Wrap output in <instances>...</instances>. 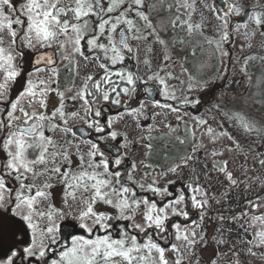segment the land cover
Instances as JSON below:
<instances>
[{"label": "snow or ice", "instance_id": "obj_1", "mask_svg": "<svg viewBox=\"0 0 264 264\" xmlns=\"http://www.w3.org/2000/svg\"><path fill=\"white\" fill-rule=\"evenodd\" d=\"M262 7L259 0L251 7L245 0H0V264H185L186 256L193 264L197 245L206 249L212 242L217 247L209 264H220L222 256L229 257L226 264H251L252 258L264 262V213L255 214L264 198L247 200L243 211L229 217L243 222L236 238L226 240L216 235L225 217H213L209 209L228 192L218 198L196 173L204 147L196 132L203 128L201 135L210 143L227 141L222 150L212 149V157H243L240 176L234 177L225 159L214 161L211 169L204 166L205 180L217 172L227 188L244 184L247 190L250 181L264 187V176L249 175L250 163L253 173L264 169V151L258 150L264 148V91L260 99L256 93L249 99V67L264 65V55L243 57L244 93L222 92L207 109L213 121L223 117L228 127L217 121L213 128L203 113L187 111L201 104L190 94L204 90L208 80L189 73L187 87L178 89L171 81L185 82L169 70L179 66L181 75L188 73L189 57H197L205 45L222 64L228 57L230 66L225 45L236 33L249 41V49L259 33L264 50ZM197 12L199 20L194 19ZM205 12L219 21L216 36L205 34L210 19ZM153 46L162 52L155 70L149 55ZM26 55L34 61L33 70H25ZM127 60L136 62L135 70ZM208 66L195 65L198 73ZM94 67L100 72L81 76L82 69ZM261 86L264 69L257 77L256 87ZM53 93L58 103L49 111ZM107 105L122 110L107 115ZM170 114L176 125L168 121ZM120 121L123 131L117 128ZM180 123L183 137L175 134ZM153 141L163 144L157 150ZM188 144L183 151L177 147ZM137 145L144 149L139 159ZM186 169L193 173L190 181L184 180ZM178 181L183 187L171 190ZM58 186L59 206L53 191ZM206 219L221 222L211 238ZM22 235L30 242L20 248ZM224 244L230 247L221 253Z\"/></svg>", "mask_w": 264, "mask_h": 264}, {"label": "rangeland", "instance_id": "obj_2", "mask_svg": "<svg viewBox=\"0 0 264 264\" xmlns=\"http://www.w3.org/2000/svg\"><path fill=\"white\" fill-rule=\"evenodd\" d=\"M216 1H218V0H216ZM208 2L211 3L212 0H208ZM230 2H233V0H230ZM255 2H256V0H245V6L251 7V5L254 4ZM259 4L261 6H264V0H259ZM258 10H264V7H262L261 9H258ZM181 12H183V9H181ZM205 15L207 17H210L209 20L205 21V24H206L205 34L209 37L216 36V25L219 23V21H217L211 13L205 12ZM199 18H200L199 12H197V14L194 16V19L199 20ZM237 18H239V17H237ZM239 19H241V18H239ZM241 31H243V30H241ZM261 40H262V38L259 36V33H257L256 38L251 40L253 47H252V49H249L247 47V44L249 41L240 33L234 34V36L230 38V43L225 45V47L230 49L231 56H232L230 66H229L228 57L223 58V60H224L223 64L220 62V59H218L215 72L210 74L208 78L203 79V80L209 81L208 86L202 91H194L191 94H195L197 92L201 93L203 91H209L213 87L221 86V84H223L224 82H226L225 94L238 95V94L244 93L245 92V85L247 83V77H245L243 75V73L240 71L241 66L243 64V57H245L246 55L253 54V53H255L257 55H264V50H261V48H260ZM135 43L136 42H134V46H135ZM153 47H154V51H153V53H151L149 55H150L152 61L155 62V65H158L160 63V59L162 57V52L159 50L158 46H153ZM144 56H145V52H144L143 46H142L141 50L139 52V57L141 60H143ZM226 67H228L227 72H225ZM262 69H264V65H259V67H257V66H250L249 67V75L252 76V85H253L251 91L254 90V85H255V82H256V79L258 76V71L262 70ZM171 71H174L177 74V76H180V79L184 80V82H185L183 86L179 85L178 81H175V80L171 81V83L173 85H175L178 89L180 87L186 88L188 83H189V77L186 76V73L181 75V69L179 66L171 68ZM217 77H220V78L217 79ZM240 81H243L244 83L238 84L237 82H240ZM177 94L179 95V92H177ZM219 97H221L220 94L216 97V99ZM250 98H251V92L249 93V99ZM253 108H257V107H253ZM172 115L173 114H171V117H169L168 121L171 124L176 125L177 121L175 120L174 115L173 116ZM185 119H187V118L185 117ZM158 120H162L161 117H158ZM217 121L224 122L225 127H228V123L223 120V117L218 116L216 121L211 122V125L213 128L217 127ZM189 123L194 125L193 120H189ZM161 128H162V133L167 132V129L163 128L162 125H161ZM203 131H204V129L201 128L199 131L196 132L197 139L202 141V143L204 145V147H202L198 152L199 162H198L197 167H196V173L200 175V182L203 183L205 185V187H207L211 193H215V195L218 198H220L221 194L224 193L225 191L228 192V197L227 198H221L219 204L215 203V201L212 202V207L209 209V213L213 214V217L223 215L224 214L223 211H225L224 207L227 208V210H230V208L226 205H229V204L232 205L233 204L234 209L231 210V212L234 211L235 209H238V211H234V213L232 214V216H233V215H235L236 212L240 213L241 211H243L247 207V205H246L247 200H255V198L257 196L264 198V187H260L259 181H256V182L250 181L249 183L251 184V187L246 190L244 184H241L238 187H234V188H227V181L224 179L222 174L217 173V172H210L209 173V175L211 176L210 180L204 179V173H205L204 166L205 165H207V169H211L214 161H222L225 159H227L229 161V170L233 172L234 177L240 176L239 163L243 161V157L242 156H236L234 153H225L224 156L212 157L211 156L212 149L216 148L217 150H222V148H221L222 143H226L227 141L217 142L214 145V144L209 142V138L206 135H204V136L201 135V133ZM175 134L178 136H181V137H183L185 135L183 123L179 124L178 130ZM241 139H243V138H241ZM170 147H172V145ZM177 147H179V145H177ZM190 147H191V144H189L188 148H190ZM138 148H140V147L138 146ZM185 149L186 148H184V147L180 148L181 151H183ZM258 150L264 151V148H259ZM139 153H143V152L139 151ZM139 158H142L141 154L137 155V159H139ZM252 167H253V164L250 163L249 164V168H250L249 175H252V176L262 175V176H264V169H259L258 164L255 165V167H257V169H259L258 172H256V173L251 172ZM192 179H193V173L191 172L190 169H186L184 171V180L190 181ZM228 198H229V200H228ZM259 203H261L262 207L257 210V212L255 213L256 215L264 213V199H261L259 201ZM248 212L250 215L253 214L252 209L250 207H248ZM218 221L219 220H214L215 228H214V231H213V229L211 230L210 234L208 235L209 237H212L213 234L215 233V229L217 227ZM223 222H226V221H223ZM242 222L243 221H238L235 224L238 225L239 223H242ZM235 224L233 225V227L235 228V231H237L238 228H237V226H235ZM210 227L213 228V225H211ZM229 227H230L229 224H223L222 228L224 231H222L221 233H217L216 235L219 236L222 234L224 239H226V240L230 239L229 233L231 234V236H236L235 231L232 230V231L228 232L230 230ZM250 231L254 233L256 231V229L252 228V229H250ZM216 247L217 246L214 242L210 243V246L207 247L206 249L197 247L196 255L193 256V258H192L193 264H195L196 256L199 257V264H209L210 260L214 257ZM229 247H230L229 244L221 245L220 246V252L224 253V252L228 251ZM228 258L229 257L222 256L220 259V264H226V260ZM185 264H189L187 256L185 258ZM251 264H264V262H261L255 258H252Z\"/></svg>", "mask_w": 264, "mask_h": 264}, {"label": "flooded vegetation", "instance_id": "obj_3", "mask_svg": "<svg viewBox=\"0 0 264 264\" xmlns=\"http://www.w3.org/2000/svg\"><path fill=\"white\" fill-rule=\"evenodd\" d=\"M236 21L238 22L239 21V18L235 17ZM169 37L172 35V33L170 32V34H168ZM182 35V33H181ZM133 45H134V42H133ZM178 51V49H177ZM145 57V56H144ZM200 58L197 56V57H189V61L188 63L185 64V67L189 70L188 73H186V76L189 77V73H191L193 76H195L197 79L198 76H197V71L193 70V66L191 67L190 66V63H198V60ZM205 60V59H204ZM128 67L132 70H135V67H136V62L134 60H127L126 61ZM152 64H153V69L155 70V68L157 67V65H155V62L152 61ZM24 65H25V70H33L34 69V61L33 60H30V56L29 55H26L25 58H24ZM197 65V64H195ZM139 67V70H140V75H143L144 72L146 71V68H145V65H143L142 63L138 66ZM196 68V67H195ZM88 71H93V72H97L99 73L100 72V69L98 68H92V69H82L81 70V76H83L84 74H86ZM171 71V69H170ZM41 75H43V73H41ZM177 75V74H176ZM65 82H66V78H65V74H64V70H63V64H61V88L63 89L64 86H65ZM80 78H77L76 80V84L79 85L80 84ZM152 87H154L155 89H157V85L155 84H152L151 85ZM19 87V85H17V88ZM144 86L141 85V88H143ZM225 87H226V82H224L223 84H221V86L219 87H213L212 89H210L209 91H203L201 93L197 92L195 94H190L192 96V98H197L199 97L201 99V104L197 106V108H189L187 109V111H189L190 113H192L194 116L196 115H199L200 113H203L206 117L209 118V123L213 122V120L210 118V115L207 111V109L209 108V106L216 100V97L221 93H225ZM13 91L15 92L16 91V88L13 89ZM66 95H71V93H66ZM155 99H158V100H161L162 101V97H158V96H154ZM57 103H58V100H57V97L56 95L53 93V94H50L49 97H48V109L49 111H51L54 107L57 106ZM79 105L77 104V107ZM106 107H108L110 109V112L106 113L107 115H111V116H115L116 113L118 111H121L122 109H118L116 107H113L111 105H107ZM69 110H71V102H69ZM207 113V114H206ZM173 116V115H172ZM169 117H171V114L169 115ZM168 117V119H169ZM187 119H189L188 117H186ZM158 119V117H157ZM161 119H163V116H161ZM77 126L80 127L82 126L80 122H77ZM117 128L121 131L125 130V127H124V123L123 121H120L118 124H117ZM94 135V134H93ZM111 143H115V142H111ZM153 144L155 145L156 149L158 150L160 148V146L163 144V141H153ZM171 145H169V148L171 149L170 147ZM189 144L188 145H184V146H179L180 148H188ZM138 148V145L136 146ZM139 151H144L143 148H138ZM113 153L115 152V149H112ZM138 153L136 155H140L142 153ZM156 159L159 158V156L157 155L155 157ZM183 187V182L182 181H178L176 185H173L171 190L173 191H178L180 190L181 188ZM54 191V203H56L57 206L60 205V187L58 186L56 189L53 190ZM141 195H145L144 193H141ZM146 195H151L150 193L146 194ZM211 216H213V214L210 213ZM193 217H195V213H193ZM67 223V222H65ZM126 223V222H125ZM205 224H206V229H207V234L209 235L211 230L213 229L214 231V228H215V223H214V220L212 221H208L207 219L205 220ZM211 225H213V228L210 227ZM65 231H68V229H65ZM212 234V233H211ZM211 238V237H209ZM30 242V237L28 235H22L20 241H19V244L18 246L20 248H23L26 244H28ZM197 247H200L199 245H197Z\"/></svg>", "mask_w": 264, "mask_h": 264}, {"label": "trees", "instance_id": "obj_4", "mask_svg": "<svg viewBox=\"0 0 264 264\" xmlns=\"http://www.w3.org/2000/svg\"><path fill=\"white\" fill-rule=\"evenodd\" d=\"M168 34H170V32ZM182 35H183V33H182ZM198 57L200 58L198 60V63H194V62L193 63H190V66L191 67L193 66V70L195 71L196 70L195 64L199 65L201 63H207L209 65L202 72L197 73L198 78L201 79V80H203L204 78H208L210 74H212L213 72H215L218 58L215 57V56H213V55H211V51H210V49L208 48L207 45H205V50L202 53L198 54ZM257 67H259V65H257ZM260 72H261V70L258 71V76L260 75ZM256 84H257V79H256V82H255V85H254V90L251 91V93H256L257 94L256 95V99L258 100V99L261 98L260 92L261 91H264V86H261V88L258 89L256 87ZM250 99H252V97ZM252 106L253 107H259V105L258 104H255V103H253ZM228 200H229V198H228ZM226 206H228L230 208V210H227V208L224 207L225 211H223L224 212L223 216L225 217V220L224 221H226V222H223L222 223V225H221V232L224 231L223 228H222L223 224H229V226H230L229 229L235 231V228L233 227V225L235 223H233L229 219V217L232 216V214L234 213V211H238V209H235L234 211L231 212V210L234 209V205L233 204L232 205L229 204V205H226ZM236 214H237V212L235 213V215ZM220 224H221V222L218 221L217 225H220ZM235 226H237V225L235 224ZM228 232H230V231H228ZM235 232H236L235 234H237V231H235ZM229 237H230V239H235L236 238V236H231L230 233H229Z\"/></svg>", "mask_w": 264, "mask_h": 264}, {"label": "water", "instance_id": "obj_5", "mask_svg": "<svg viewBox=\"0 0 264 264\" xmlns=\"http://www.w3.org/2000/svg\"><path fill=\"white\" fill-rule=\"evenodd\" d=\"M216 3L217 4H219V0L218 1H216ZM221 8H222V11H223V6H221ZM234 19H235V17H234ZM236 20V19H235ZM240 20V19H239ZM152 87V86H151ZM154 90H155V88L154 87H152ZM154 98V97H153ZM155 99V98H154Z\"/></svg>", "mask_w": 264, "mask_h": 264}]
</instances>
